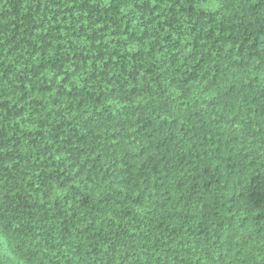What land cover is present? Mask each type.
<instances>
[{"label": "trees", "instance_id": "trees-1", "mask_svg": "<svg viewBox=\"0 0 264 264\" xmlns=\"http://www.w3.org/2000/svg\"><path fill=\"white\" fill-rule=\"evenodd\" d=\"M0 264H264V0H0Z\"/></svg>", "mask_w": 264, "mask_h": 264}]
</instances>
